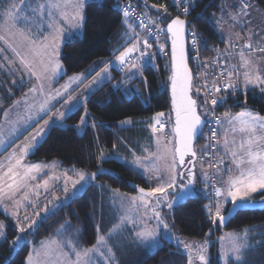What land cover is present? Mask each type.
Listing matches in <instances>:
<instances>
[{"label": "snow or ice", "instance_id": "snow-or-ice-1", "mask_svg": "<svg viewBox=\"0 0 264 264\" xmlns=\"http://www.w3.org/2000/svg\"><path fill=\"white\" fill-rule=\"evenodd\" d=\"M30 3L31 0H22V4ZM87 3L88 0H44L43 3H40L38 0L37 6L30 8L36 19L41 21V26L37 28L35 35L30 30H14V22H18L20 19V13L15 3H10L2 13L5 18V24L0 25V30L6 31L8 36L0 35V40L8 45L14 55L11 60L7 56H3V61H0V69L5 68L6 62L8 65L6 71L11 74L17 70L15 64L18 60L20 67L30 77H35L39 83L30 88L22 100L14 102V108H18L23 102L27 114L21 115L16 121L11 122L12 127L8 138H5L0 133V148H7L8 144L17 138L18 134H22L21 130H27L32 124L38 123L43 115H49L51 108L54 107L52 101L56 100L57 97L63 98L68 93V89L72 83L83 82L84 74H80L70 77L68 84L62 86L61 89H57L54 93H45L44 90V82L50 83L58 75L61 68L58 56L59 47L63 39L68 37L69 33L75 35L76 30L82 28L84 8ZM173 3L178 9H181L185 16L190 14V6L194 7V0H173ZM181 5H183L182 8ZM153 7H156L159 12L158 6L153 5ZM53 10H56L59 17L63 19V25L54 19ZM251 10L252 5L250 4V0H239L237 13H229L230 18L234 23H239L241 28L252 25V28L247 32L248 40L240 46L236 45L235 40L231 36H225L221 24L223 17L219 20L215 17L212 19L214 30L217 31L222 42H225L227 47L223 52L215 49L217 58L212 61L211 66H219V71L216 73V79L211 87L208 86L206 79V76L210 74L207 71L209 65L198 64V67L202 66L205 69L203 73L205 79L202 85L197 87L195 91L199 94L201 89H204L205 96L212 97L210 101L211 107L205 108L203 112L204 119H202V114L197 111V101L190 95V92L193 90V76L188 67V56L185 51L184 41L185 26L188 22L181 19L180 16H176L171 19L170 23H167L166 32L170 33L172 38L170 82L172 107L175 111V123L172 129L173 140L165 142L162 139L164 133L162 117L165 114L163 112L156 113L154 117L150 118L154 123L149 124L153 134H160L155 141L156 152L149 153L143 158L134 156L131 161L133 166L142 170L141 175L146 182L149 184L156 182V186L148 189L136 186L138 187V195L127 198L137 208L144 209L143 216L139 217V230L132 232L129 243H138L148 250L158 251L163 247V241L167 236L169 240L174 239L178 244L183 246L188 255V264H195V261H199L200 264H209L206 255V245L208 242L204 241L194 250L190 243L181 241L175 237L164 216L159 211L161 206L169 210L173 209L196 191L197 183L194 169L197 160L200 161L201 165L200 182L205 184L206 198L209 200V203L203 207L213 225L217 224V222L220 225L228 222L229 217L224 215L228 203L232 205L231 208L227 209V212L231 215H235L239 211L251 210L258 203L252 199V196L260 191H264V116L254 113L247 108L235 114L225 112L223 116H215V107L223 105L229 96L234 97L238 91L243 90L246 94L249 88L258 87L261 93L264 94V69L260 67L259 59L254 63L250 58L251 53L264 55V35H260V33H264V21L253 25L252 20L248 19ZM164 11H167L166 7ZM122 13L124 17L122 24L127 29L123 35L126 37L125 43L130 44V46L120 51L119 55L115 57L114 62H108L105 68L96 74L93 80L85 86V92L91 91L94 93L103 82L111 79L109 65L113 63L118 70L125 72L127 79L130 80L137 74L142 73L146 59H154V53L149 51L152 48V44L148 42V38L156 36L158 41L159 33L165 32V29L158 28L156 23L163 16L160 15L153 19L146 12L138 14L128 6L122 8ZM45 14L49 21L47 24L49 33L41 36L40 33L43 31ZM130 18L133 22H130ZM136 20L139 21L138 26L145 31L143 37L139 36L135 31ZM23 22L32 23L27 17L24 18ZM256 29H259V32ZM17 35L21 37L19 45L8 39V37L14 38ZM190 35L192 37L191 47L194 51L198 53L199 48L208 47L207 41L199 37L198 33L192 31ZM256 36H259V40L253 46L252 40ZM240 38L239 34H237L236 39ZM20 47H23L24 51H21ZM238 47L239 51L237 52ZM160 48L162 49L163 45H160ZM4 51L5 49L0 48V55ZM113 51H119V48ZM222 56L225 59H220ZM234 56H238L239 64L229 63ZM193 59L198 61V54ZM38 66L39 71H37ZM197 75L199 76L201 73ZM144 82L146 83V80ZM13 83L15 84V81ZM21 84H23V80H21ZM93 85H96L97 88H93ZM37 92L40 93L43 99L39 102L29 103V98L34 97ZM86 99L87 97L68 95V99L62 105L66 111H57L55 114L49 116V119L44 120L42 125L30 133L25 143L19 146V153L14 150L5 158V161H0V170H2L0 171V207H3L9 216L17 218V228L20 234H24L34 228L37 225V221L33 220L32 223L26 226L20 225V218L18 216L20 208L32 202L27 192H24L20 200L16 199L17 194L28 188L30 186L29 182L35 181L38 174L42 173L44 168H54L56 166L54 163L52 165H42L40 163L24 164V158L40 145L47 130L53 124L62 126L67 112L75 108L81 100L86 101ZM208 103V100L205 99L204 104L208 105ZM11 110V108L3 110L5 121H7ZM87 117L88 113L85 111V114L81 116L80 123L76 127H83L86 124ZM131 123L130 119H126L120 122V126H127ZM211 125H215V127ZM205 126H209L210 131V136L206 140H212L215 143H206L199 150L201 154L198 156V150L194 148L193 142L194 139L204 136L203 128ZM92 127H95V123L92 124ZM218 130L224 136L222 143L217 139ZM236 132L244 134L245 137L239 143L235 139L229 140L228 138L229 133L234 134ZM210 149L217 153L222 149L223 156L218 154L213 156L212 151H209ZM100 156L101 158H105L103 152H101ZM186 157H190V159L186 161ZM210 157L208 167L212 171L208 172L204 170L203 162ZM107 158L112 159L115 157L114 155H109ZM225 158L231 161L227 167L224 165ZM121 159L123 158L121 157ZM125 163L128 162L125 161ZM5 167L6 170H4ZM73 171L76 172L75 169ZM224 171L230 173L226 178L223 177ZM76 174L79 176V179L72 180L73 189L81 184V182H87L88 177L94 179L95 175H97V173L86 174L84 172H77ZM64 176V192L67 194L69 191L67 183L71 180V177H68L66 173ZM217 179L221 181L220 187L216 186ZM40 187H43L47 191L48 181H44L43 185L33 186L31 189L32 194L38 196L39 192L37 189ZM58 200L59 198H54L52 201H49L51 207L46 205L42 212L35 213L36 217H41L42 215L46 217L48 214H54V211L59 207ZM6 201L13 202L16 210L9 211ZM259 203L264 205V198H261ZM143 217L154 219L156 221L155 226H150ZM22 219L28 221L31 217L24 216ZM127 224H131L133 229L137 228V223L126 215L121 217L120 223L110 230L109 238L114 234L120 233ZM69 227L71 225L66 222L61 226V229H58V234H62L63 230ZM260 227H264V225ZM4 228L3 222H0V238L6 239V233L3 231ZM253 230L255 229L245 228L242 230V234L235 232L227 234L229 244L227 247L222 246L219 253L223 264H249L245 253L252 251L254 248L264 246V240L259 241L256 245H249L248 233ZM259 234L264 236V233ZM24 239V235H18L12 242V246L16 247ZM220 239L223 241L225 237H221ZM53 245H55V248H53ZM65 247L68 249L67 251H64ZM102 247L109 253L108 256H105L104 252L101 251ZM41 251L45 257L43 264H49V262L50 264H95V261L92 259L93 255L103 257L105 264H108V261L114 259L115 255L111 248L106 246V240L103 236H98L96 245L83 250H78L72 239L65 241L63 244L56 241H46L42 242L40 251L34 250L35 256L33 252H29L26 264H42L39 260ZM73 256L75 259L72 258ZM164 259L159 264H164Z\"/></svg>", "mask_w": 264, "mask_h": 264}, {"label": "trees", "instance_id": "trees-1", "mask_svg": "<svg viewBox=\"0 0 264 264\" xmlns=\"http://www.w3.org/2000/svg\"><path fill=\"white\" fill-rule=\"evenodd\" d=\"M253 2L262 11L264 21V0ZM126 4L140 13L146 12L150 18L162 15L163 18L158 20L162 24L177 16L169 0H88L84 8L82 35L65 38L60 47L59 59L64 69L60 79L84 72L95 60H108L122 49L124 25L121 9ZM220 4L221 0H194V7L190 6V14L184 16L189 27L207 41L208 47L199 48L197 54L201 61L200 65H209V70H213L210 60L217 56L215 49L223 52L227 47L212 25L213 15L219 13ZM153 5L159 7V12ZM253 10L257 12L254 7ZM256 31L259 32V29ZM151 44L152 48L149 51L154 53V59L144 64L142 73L130 80L124 76V81L115 88L110 81L104 82L82 105L67 114L63 120L65 126L52 125L40 145L26 157L31 162L57 159L65 167L83 169L97 175L88 189L60 205L54 214L43 216L34 228L26 232V239L16 247L12 246V242L20 235L17 223L0 210V220L5 224L6 233V239L0 241V264H26L31 245L43 239L54 238L62 243L72 239L77 248L91 246L95 241L94 219L99 216L103 228L107 229L115 218L111 205L106 201L107 196L102 198L103 206L99 208V190L95 183L100 182L111 189L132 194L138 192L136 186L145 189L152 187L132 166L115 158L103 159L100 156L101 152L108 156L114 151L129 153V149L144 138L149 124L152 123L150 118L156 112L165 114L162 117L165 127L166 123L172 125L167 91L170 65L166 34L164 33V37L158 41L152 40ZM160 45H163L162 49ZM117 48L119 51L114 52L113 50ZM222 59L225 57L222 56ZM189 65L192 70L196 67L197 62L193 57L189 58ZM111 70L110 80H121L123 72L116 68ZM124 83L128 86L127 92L120 91L119 87ZM133 84L138 87L136 91ZM28 85L27 82L18 88L11 86L12 93L0 86V103L10 104ZM195 89L193 82L192 95L203 117L207 105L204 104L203 95L197 94ZM245 108L264 116V94L256 88H249L246 94L243 90L238 91L234 97L229 96L223 105L216 106L215 113L219 116L224 110L237 112ZM85 111L88 113L87 121L80 127L82 130L79 132L76 126ZM124 118H131L133 122L131 125L119 127L118 122ZM203 133L204 136L196 138L194 144L198 156L201 154L199 150L206 142L205 127ZM195 176L197 177L196 172ZM196 183V191L183 203L171 210L164 206L159 209L164 218L166 216L165 220L175 237L179 240L197 239L209 242V264H222L218 258L216 241L222 230L242 231L245 228H254L255 230L248 233L249 244L256 245L264 240V236L259 234L264 233V227H260L264 225V209L239 211L225 226L221 227L218 222L213 225L203 207L209 200L200 189L202 183ZM252 197L255 201H260L264 198V191L253 194ZM228 205L229 203L226 208ZM66 222L71 227L58 234V229ZM29 223L32 221L28 220L26 224ZM115 254L119 264H159L164 258H166L164 264H188L186 250L176 240L168 238L163 241V247L158 251L150 252L137 243H131L117 247ZM245 256L249 264H264V246L254 248L245 253Z\"/></svg>", "mask_w": 264, "mask_h": 264}, {"label": "rangeland", "instance_id": "rangeland-1", "mask_svg": "<svg viewBox=\"0 0 264 264\" xmlns=\"http://www.w3.org/2000/svg\"><path fill=\"white\" fill-rule=\"evenodd\" d=\"M10 3H15L17 5V10L20 13L19 21L18 22H14V30H16V29L22 30V31H29L30 30L31 33L33 35H35V33L37 32L36 31V27H34L32 23H24L23 20H24L25 17H27L28 20L32 21V18H30V16H29V13H31L30 8L36 7L37 6V2H32L31 1L30 4H22V0H0V25H4L5 24V18L3 17L2 13L5 11V9L8 7V5ZM250 4L252 5V10H251V14L248 17V19L252 20V24L253 25L261 23V21H263L262 11L260 9H258L257 5L253 2V0H250ZM238 6H239V0H221L219 13H215L213 15V17L217 18L218 20L221 17H223V19L221 21V24H222V28H223V31L225 33V36H231L235 40V43H240L241 41H244L245 39H247L248 38L247 32L249 31L250 28H252V25H248V26H246L244 28H241L239 23H234V21L230 18L229 13L236 14L237 10H238ZM253 7L257 11L256 13L253 10ZM222 9H223V12H222ZM123 19H124V17H123ZM157 27L164 28L165 24H162L160 21H158L157 22ZM237 34H239V36L241 37L240 39H236ZM0 35L8 36V33L6 31L0 30ZM256 37L252 40L255 45H256L257 41L259 40V38L257 39ZM8 39L12 40V42L17 44V45H19L21 43V37L19 35L15 36L14 38L13 37H8ZM0 48L5 49L4 53L2 55H0V61H3V56H7V58L9 60L13 59V55L14 54L12 53V51L8 47V45L2 40H0ZM20 50L24 51V48L20 47ZM237 50H239V49H237ZM59 54H60V52H59ZM118 55H119V53L117 54V56ZM250 58L253 60L254 63H256L257 59H259L260 67L262 69H264V55H261V54H258V53H252V55H250ZM58 61L61 64L59 56H58ZM114 61H115V59H114ZM112 65L114 66L115 64L113 63ZM7 67H8V65L5 62V68L4 69H0V86H2L5 91L9 92V89L10 90L12 89L11 86H14L16 84V80H19L16 77L13 76V74H15L16 76L20 74V72L18 73L19 67H20L19 61L17 60L16 64H15V67L17 68V70L12 72L11 74H9L6 71ZM62 67L63 66L61 64V68ZM39 70L40 69H39V66H38L37 67V71H39ZM63 72H64V69H63ZM84 72H88V70H86ZM109 72H112V70L109 69ZM87 75H89V73ZM124 76H126L125 72H123V74H121V80H114V81L107 80V81H110L112 83L111 85L115 88L122 81H124V79H125ZM111 77H112V74H111ZM31 79L32 80L30 81V83L28 82L29 85L26 88L25 92L23 93L24 95H25V93L29 92L30 88H32L34 85H38V83H39L35 77H33ZM13 81H15V84L13 83ZM50 83L47 82V81L44 82L45 93H48V91H46L45 87L48 89L47 85L50 84ZM127 87L128 86L126 85V83H124L119 88H120L121 92H127L129 90L128 89L126 91ZM133 87H134L135 91L138 89L137 85H135V84H133ZM61 88L62 87H60L59 89H61ZM51 90H53V89H51ZM9 93H12V91H10ZM200 94L203 95V92L201 91ZM24 95H23V97H24ZM77 96H80V95H77ZM42 99H43V97L40 95L39 92H37V94L34 97H30L29 98V103L39 102ZM15 101H17V100H15ZM6 106L7 105H4L3 103H0V114L2 113L3 109ZM18 108L21 109V108H24V107L21 104ZM18 108H17V110H19ZM60 108H61V106H60ZM61 109L65 110L63 107ZM225 112H230V111L224 110V111H222L220 113L219 116H223V114ZM156 113H158V112H156ZM231 113H233V112H231ZM155 114H153L152 117H154ZM21 115H24L23 109L21 111H18L16 119H18V117L21 116ZM13 118H15V117H13ZM47 119H49V117H44V118L40 119V122H41L40 125H42L43 121L47 120ZM126 119H130L133 122V120L131 118H124V119H122V120H120L118 122V126L122 127V126H120V122L124 121ZM6 123L7 122H5V120H4V122H2V126H0V133H2L5 138H8L10 129L12 127L11 120L8 121V123H9L8 128L6 127ZM152 123H154L153 120H152ZM62 126H65L64 122H62ZM171 126H172L171 124L166 123V128L164 129V133H163V136H162V139L165 142L173 140L172 127ZM35 129L30 130V128H27V130H21L22 134H18L17 138L12 140L13 144L11 142V143L8 144L7 148H0V161H5V158L8 157L9 154L12 153L14 150L17 153H19V146H21V145H23L25 143L26 138L29 137L30 133H32ZM77 129H78L79 132L82 130L80 128H77ZM147 129L148 130H147V133H145L144 138H142L138 142V144H136V146L131 147L129 149V153L126 154V153H123L121 151H114L110 155H114L115 159H117V160H119V161H121L123 163H125V161H127L128 163H125V164H128V165L132 166L134 169H136L137 171H139L141 173L142 170H140V169L136 168L135 166H133L131 164V161L133 160L134 156H138V157L143 158L144 156H147L149 153L156 152L157 149H156L155 141L157 139V136L160 135L159 133L158 134H153L150 127L147 128ZM228 138H229V140L235 139V141L237 143H239L245 137H244V134H242L240 132H236L234 134L233 133H229ZM217 139H219L221 141V143H222L223 139H224L223 134L221 133L218 136V133H217ZM206 143H208L207 140H206L205 144ZM214 143H215V141H214ZM145 149H147V151H145ZM217 154L220 155V156H223L222 149L218 153L216 151H214V156L217 155ZM107 157H108V155H105V158H107ZM121 157L123 159H121ZM24 161H28V160L26 159ZM28 162H30V161H28ZM53 163L56 165L54 168L53 167H47V168L43 169V173H47V175H48L46 180H45V181H48V190L47 191H45L43 187H40V188L37 189V191L39 192V195L35 196V195L32 194V190L31 189H32L33 185L31 184L28 188L24 189L19 194H17L16 199L20 200L21 197L24 195V192H27L28 195H29V199L32 202L30 204H27L25 207L20 208V210L18 212V216L20 218L19 219V223H20L21 226H26L27 225L26 223L28 222V221H24L22 219L24 216L31 217L30 221L35 220V221L38 222L43 217V215L41 217H36L35 213L36 212H42L46 205L48 207H51V205L49 204V201H52L54 198H59L58 205L60 206V205H62L64 203H66L67 201H69L70 199H72L75 195L81 193L86 186H87V189H88V187L91 186L90 185L91 182H94V179L88 177L87 178V182H81V184L77 185L75 187V189H73L72 180H78L79 179V176L76 174L77 172H84L86 174H90V173H94V172H88V171H85L83 169H77V168H74V167H72V168L65 167L64 165H62L61 161L57 160V159L50 160L49 162H45L44 164L52 165ZM230 163H231V161L229 159L225 158V160H224L225 167H227V165L230 164ZM40 164H42V163H40ZM203 168H204L205 171H208V172L212 171V169L209 168L204 162H203ZM73 169H75L76 172H74ZM195 170H196V175H197L196 182L201 183L200 182L201 181V176H200L201 165H200V161L199 160H197V162H196ZM0 171H2V170H0ZM65 173L67 174L68 177H71V180H69L68 183H67V188L69 190L67 194H65V192H64V187H65V176H64V174ZM229 174H230L229 172L224 171L223 172V177L226 178ZM56 177H58V179H56ZM216 182H217V184H216L217 187H220L221 186L220 179H217ZM43 183H44V181H43ZM43 183H42V185H43ZM88 184H89V186H88ZM96 184H97V188L99 190V197H100L99 201H98L99 202V208H102V206H103V204L101 202L102 198L104 196H107L106 197V201H108V203L111 205L112 211L115 214V218L113 219V221L111 222V225L107 229L103 228L104 226L102 225L101 218L99 216L97 218H95L94 219V222H95V241H94V243L91 246L85 247V248H90L93 245H96L98 236H103V237H105V240H106V246L108 248H111L112 252L115 254V249L117 247L120 248L124 244H131V243H129V241L131 240L132 232L139 230V227H140L139 217L143 216L144 209L143 208H137L132 202H130L127 199L130 196L138 195V192L133 193V194L132 193H125V192L117 191L115 189H111L110 187H108V185H106V184L104 185L103 183H100V182L95 183V185ZM150 185L152 187H154V186H156V182H153ZM200 189L207 196V192L205 190L206 189L205 184L202 183V187H200ZM45 193H47V194H45ZM252 199H253V197H252ZM208 203L209 202H207L206 204H208ZM6 204L8 206V210L9 211H15L16 210L13 202L6 201ZM34 209H35V211H34ZM6 215H8V214H6ZM126 215L137 223V228L133 229L131 224H127V226L124 227V229L120 233L114 234V235L111 236V238H109L110 230L113 229L114 226H116V225H118L120 223V218L121 217H124ZM9 217L11 219H14L15 222L17 223V218H14V217H11V216H9ZM143 218H144V220L147 221V223L150 226H155L156 221L154 219H152L150 217H143ZM165 218H166V216H165ZM0 222H3V221L0 220ZM3 224H4V222H3ZM3 231H4V229H3ZM233 232L242 234V231L222 230L221 234L216 238V241H217V244H218V258H219V260H220V262L222 264H223V262L220 259L219 253L221 251L222 246L227 247L228 244H229V241L227 239V234L233 233ZM20 235H24L25 239H26V233L20 234ZM221 237H225V239L223 241H221V239H220ZM2 239L3 238H1L0 241ZM50 239H54V238H50ZM165 239H167V236H166ZM181 241H185V242L190 243L193 246L194 250L199 244L204 242V240H197V239L196 240H194V239H181ZM43 242H45V241H43ZM208 243L206 245V255H207V257H208ZM248 243H250L249 240H248ZM41 246H42V243L38 247H35L34 245H31L30 252H33V254L35 256L34 250L40 251L41 250ZM139 246L141 248H145L144 246H142L140 244H139ZM53 248H55V245H53ZM85 248H77V249L78 250H83ZM67 250L68 249L65 247L64 251H67ZM146 250L150 251V252L152 251V250H148V249H146ZM101 251L104 252L105 256L109 255V253L106 251V249L104 247L101 248ZM72 258L75 259L74 256ZM53 259H55V257H53ZM92 259H93V261H95V264H105L104 258L103 257H99L98 255H93ZM39 260L42 262V264L45 261V257L43 255L42 251H41V256L39 257ZM49 264H50V262H49ZM108 264H119V262L117 260V257H116V254L114 255V259L108 261ZM195 264H200V262L199 261H195Z\"/></svg>", "mask_w": 264, "mask_h": 264}, {"label": "crops", "instance_id": "crops-1", "mask_svg": "<svg viewBox=\"0 0 264 264\" xmlns=\"http://www.w3.org/2000/svg\"><path fill=\"white\" fill-rule=\"evenodd\" d=\"M44 2V0H42V1H40V3H43ZM69 11H71L70 9H69ZM53 13H54V19L55 20H57L61 25H63L64 24V21H63V19L62 18H60L59 17V15H58V13L56 12V10H53ZM29 16H30V18H32V24H33V26L34 27H36V31H37V28L38 27H40L41 26V21L40 20H38V19H36V17L33 15V13L31 12V13H29ZM130 22H132V19L130 18ZM49 23V21H48V19H47V15L45 14V19H44V22H43V31L40 33V35L42 36V35H45V34H48L49 33V28L47 27V24ZM66 31H67V28H66ZM127 31V29H126V27L124 26V29H123V34L125 33ZM135 31L137 32V30H136V28H135ZM82 32H83V25H82V28L81 29H79V30H76V32H75V35H72L71 33H69V36L68 37H70V36H81L82 35ZM138 33V32H137ZM139 34V33H138ZM139 36H141V34H139ZM68 37H65V38H68ZM142 37V36H141ZM65 38L63 39V41L65 40ZM125 39H126V37L123 35V47H122V49L120 50V51H123L124 50V48L125 47H129L130 46V44H128V43H125ZM248 40V38L247 39H245L244 41H241L240 43H236V45L237 46H240V45H243L246 41ZM63 41H62V43H63ZM62 43L60 44V47H61V45H62ZM252 44H253V46H255V44H254V42L252 41ZM60 47H59V52H60ZM238 49H239V47H238ZM119 51V52H120ZM229 51H231V49H229ZM237 51H239V50H237ZM118 52V53H119ZM117 53V54H118ZM117 54L115 55V56H113L112 58H110V59H108V60H105V59H103V60H101V59H98V60H95L90 66H89V69H87L88 70V72H80L81 74H84V78H83V82L81 83V82H76V83H72L71 85H70V87H69V89H68V93L63 97V98H60V97H57L56 98V100H53L52 101V104L54 105V107H52L51 108V112L49 113V115H43V117L42 118H44V117H49V116H51V115H53V114H55L57 111H65V110H63V109H61L62 108V105L64 104V102H65V100H67L68 99V95H71V96H73V97H78L77 95H80L79 97H87L88 98V96L89 95H91V94H93L91 91H89V92H85L84 91V89H85V86L86 85H88L92 80H93V78L96 76V74L98 73V72H100L103 68H105V66L108 64V62H110V61H113L114 62V59H115V57L117 56ZM247 54V53H246ZM250 55H252V53L250 54ZM229 63L230 64H239V59H238V56H234L230 61H229ZM112 68H116V66L114 65H109V69H112ZM20 72V74L19 75H15V74H13V76L14 77H16L17 79H19V80H16V84L14 85V87H16V88H18L19 86H21L22 84H21V80H23V84H25V83H27V82H29L30 83V81L32 80L31 78H33V77H29V74L27 73V72H25L21 67H19V71H18V73ZM80 73H74V74H72V75H70V76H67V77H64V78H62V79H60V77L62 76V74H63V67L62 68H60V70H59V73H58V75L51 81V83L50 84H48L47 85V87H48V89L45 87V89H46V91H48V92H55L57 89H59L60 87H62V86H64V85H66V84H68V82H69V78L70 77H74V76H77V75H80ZM89 73V75H87ZM111 73V72H110ZM140 74V73H139ZM139 74H137V75H139ZM136 75V76H137ZM103 84V83H102ZM100 87V86H99ZM98 87V88H99ZM93 88H97V86L96 85H93ZM254 88H256V89H258V87H254ZM51 89H53V90H51ZM26 90V89H25ZM25 90H22L21 92H20V94L18 95V96H16V98L10 103V104H8L3 110H7V109H12L10 112H9V116H8V118H7V121H5V122H7L6 123V127L8 128V126H9V123H8V121H10L11 120V122L12 121H16L17 119V113H18V111H21L22 109H23V111H24V115H26L27 113L25 112V108H18L19 110H17V108H13V104H14V102H15V100H22V98H23V93L25 92ZM259 91H260V89H258ZM85 101L84 100H81V102L79 103V104H77V106L75 107V108H77L78 106H80V105H82L83 103H84ZM22 104V106L24 107V105H23V102L21 103ZM60 106H61V108H60ZM75 108H73L72 110H74ZM71 110V111H72ZM242 110V109H241ZM241 110H239V111H241ZM239 111H237V112H239ZM70 111H68L67 112V114L69 113ZM237 112H233L232 114H235V113H237ZM255 113V112H254ZM13 117H15V118H13ZM4 120H5V118H4V114H3V111H2V113L0 114V125H2V122H4ZM41 124V122H40V120L38 121V123H34V124H32V126L31 127H29L30 128V130H33V129H35L36 127H38L39 125ZM54 125V124H53ZM25 134V133H24ZM219 134H221L220 132H219V130H218V136H219ZM12 144H13V142H12ZM12 146V145H11ZM24 160H26V158L24 159ZM49 162V161H48ZM24 164H33V163H42V164H44L45 162H28V161H24L23 162ZM4 170H6V167H5V169ZM47 173H40V174H38V176H37V179L35 180V181H30L29 182V185H42V183H43V181H45L46 180V178H47ZM45 194H47V193H45ZM0 210L3 212V213H6L5 212V210L2 208V207H0ZM7 214V213H6ZM8 216V215H7ZM12 220H14V219H12ZM15 221V220H14ZM1 239V238H0ZM56 239H43V240H41V241H39L38 243H36L34 246L35 247H38L43 241H48V242H50V241H55ZM56 242H59V243H61V244H63L61 241H59V240H56Z\"/></svg>", "mask_w": 264, "mask_h": 264}, {"label": "built area", "instance_id": "built-area-1", "mask_svg": "<svg viewBox=\"0 0 264 264\" xmlns=\"http://www.w3.org/2000/svg\"><path fill=\"white\" fill-rule=\"evenodd\" d=\"M170 1V5H172L173 7H174V9H175V12L177 13V16H180L181 18H183L184 19V14L182 13V11H181V9H178L177 7H176V5L173 3V0H169ZM126 6H128V7H130V9H134V11L136 12V13H140V12H138L134 7H131V6H129V5H124L123 7H126ZM122 7V8H123ZM183 7V5H181V8ZM121 11H122V9H121ZM157 23V22H156ZM138 24H139V21L138 20H136L135 21V25H136V27H137V30H138V32H139V34H141V35H145V31L143 30V29H141L139 26H138ZM158 28H161V27H158ZM193 30L188 26V29H187V46H188V52H189V55H190V57L192 58V57H195V56H197V51H194L193 49H192V47H191V40H192V37H191V35H190V32H192ZM162 37H164V32L163 33H159V38H162ZM152 40H157L156 39V36H152V37H149L148 38V42L151 44V41ZM134 55H138V54H134ZM217 58V56H214L211 60H210V65H212V61L214 60V59H216ZM220 59H222V57H220ZM195 60V59H194ZM149 60H147L146 59V61H145V63H147ZM196 62H197V65H196V67L194 68V70H193V82H194V85H195V87L197 88V87H200L201 85H202V83H203V81H204V79H205V77H204V75H203V73H204V69L202 68V67H198V64H200L201 63V61H200V59L197 61V60H195ZM212 67V66H211ZM213 68V70H209V69H207V71L210 73V74H208L207 76H206V79H207V82H208V86L209 87H211V85H212V83L214 82V80L216 79V73L219 71V66H216V67H212ZM118 70V69H117ZM119 72H122V71H120V70H118ZM215 71V72H214ZM198 73H201V75H197ZM201 91L203 92V97L205 98V99H207L208 100V105H207V108H210L211 107V104H210V101H211V99H212V97L211 96H205V90L204 89H201ZM215 116H217V114L215 113ZM162 122H164V120H162ZM212 127H215V125H211ZM157 127H159V125H157ZM164 127H165V122H164ZM210 136V131H209V126H205V138H207V137H209ZM207 142L208 143H214V141H212V140H207ZM209 151H212V155L214 156V151L213 150H209ZM211 159V157L209 158V159H206L205 161H204V163L208 166V164H209V160ZM216 184H217V182H216ZM217 186V185H216Z\"/></svg>", "mask_w": 264, "mask_h": 264}, {"label": "water", "instance_id": "water-1", "mask_svg": "<svg viewBox=\"0 0 264 264\" xmlns=\"http://www.w3.org/2000/svg\"><path fill=\"white\" fill-rule=\"evenodd\" d=\"M174 18H175V17H174ZM180 18H181V17H180ZM181 19H183V18H181ZM184 20H185V19H184ZM170 22H171V19H170V21H169L168 23H170ZM166 25H167V23L165 24L164 29H165V33H166V35H167L168 50H169V65H170V73H169V76H168V86H167V91H168V98H169V105H170V113H171V122H172V129H173V127H174V123H175V111L173 110V107H172V94H171V82H170V76H171L172 38H171V34L166 32ZM187 29H188V23H186V26H185V36H184V41H185V51H186V54H187V56H188V61H187V63H188V67H189V69L191 70V72H192V76H193V71H192V69H191V67H190V65H189V52H188V46H187ZM190 95H192V92H190ZM192 98H193V95H192ZM193 99H194V98H193ZM194 100H195V99H194ZM197 111H198V107H197ZM198 112H199V111H198ZM202 119H204V118L202 117ZM195 141H196V139H194L193 144H195ZM185 159H186V161H187L188 159H190V157H186ZM186 167H187V165H186ZM194 172H195V169H194ZM88 186H89V184H88ZM86 189H87V186L83 189V192H84ZM169 199H170V198H169ZM260 201H261V200H260ZM260 201H257L258 203H257L256 206H255L253 209H251V210H256V209L261 210V209H264V205L260 204V203H259ZM231 207H232V205H231V203H230V204L227 206V208H226V210H225V212H224V215H227V216L229 217L228 222H229V220H231V219L234 217V215H231V214H229V213L227 212V209H228V208H231ZM228 222H226L225 224L220 225V226L223 227V226H225Z\"/></svg>", "mask_w": 264, "mask_h": 264}, {"label": "flooded vegetation", "instance_id": "flooded-vegetation-1", "mask_svg": "<svg viewBox=\"0 0 264 264\" xmlns=\"http://www.w3.org/2000/svg\"><path fill=\"white\" fill-rule=\"evenodd\" d=\"M170 118H171V113H170ZM172 127V126H171ZM171 199V197H169Z\"/></svg>", "mask_w": 264, "mask_h": 264}]
</instances>
